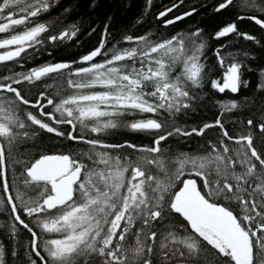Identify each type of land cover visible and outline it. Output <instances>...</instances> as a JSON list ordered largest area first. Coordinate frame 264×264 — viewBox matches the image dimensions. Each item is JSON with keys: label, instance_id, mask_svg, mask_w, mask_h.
<instances>
[{"label": "snow or ice", "instance_id": "6c2138e0", "mask_svg": "<svg viewBox=\"0 0 264 264\" xmlns=\"http://www.w3.org/2000/svg\"><path fill=\"white\" fill-rule=\"evenodd\" d=\"M146 3L150 8L152 0ZM234 3L220 0L213 10L220 13ZM240 6L255 14L238 20L248 18L264 28L259 18L264 0H242ZM53 7V0H0V63H18L27 49L44 43L50 27L41 17ZM196 11L163 22L173 25ZM79 32L71 25L48 39L63 43ZM230 34L261 43L240 32L236 22H226L214 38ZM107 37L105 24L99 45L78 63L48 62L0 77V190L5 194L0 206L11 217L0 229L13 245L9 249L0 240V264H9V257L17 264H264V150L254 146L257 138L264 144V106L258 116L227 121L238 129L232 134L224 117L250 107L248 97L215 101L218 115L212 122L180 125V115L195 111L201 99L197 90L212 72L204 30L161 39L151 33L126 35L128 47L107 48ZM226 48L215 49L223 75L210 86L239 94L250 83L245 71L252 69L232 52L222 54ZM65 73L67 87L50 95L46 81ZM38 85L43 88L30 96ZM256 90L264 92V68ZM137 114L143 118L123 119ZM120 128L144 134L148 143L104 139ZM212 128L220 137L208 140L204 153L173 152L162 144L172 137H204ZM41 132L51 134L53 144L35 145ZM28 142L34 155L17 158L19 146ZM72 144L84 147L73 150ZM9 157L13 173L20 169L23 188L35 197L19 186L15 195L10 191ZM177 217L183 222L172 223ZM21 227L30 234L26 245Z\"/></svg>", "mask_w": 264, "mask_h": 264}, {"label": "trees", "instance_id": "16d2710c", "mask_svg": "<svg viewBox=\"0 0 264 264\" xmlns=\"http://www.w3.org/2000/svg\"><path fill=\"white\" fill-rule=\"evenodd\" d=\"M220 0H184L180 4V0H152L151 7L148 8L146 0H60L55 3L50 13H45L41 17V21L49 25L50 31L43 34L44 43L36 45L35 48L27 49V52L22 54L23 59L17 58L15 61H8L0 63V77L12 75L13 72H25L31 67L39 66L40 64L48 62H71L73 60H80L82 55L87 54L94 47L99 45L102 38V33L105 24L108 25L107 48L113 45H120L128 47L129 45L124 41L126 35H145L152 34L153 39H161L171 37L179 32L187 33L194 31L196 28L204 30V39L208 40V47L206 49V63L212 68V72L206 76L204 87L197 90V95L201 98L195 106V111H189L185 115H180L178 122L180 125H187L189 128L201 125L205 122H212L218 115V108L215 101L238 99L243 100L248 97L251 101V106L246 107L240 113L237 112L233 116H226L224 120L226 127L230 134L238 131L234 129L227 121L235 119L240 116L242 119L251 118L252 115H259L258 110L264 106V92H257V84L259 82V70L264 68V28L256 24L253 20L245 18L238 20V16H251L253 13L250 9L241 7L242 0H235L234 5L227 10H222L220 13L214 12V6H217ZM179 5L173 7V5ZM71 8L70 13L65 14L64 9ZM148 8L147 13L145 9ZM172 8V11L163 18H158L161 11ZM196 8L197 11L191 16L185 17L182 20L176 21L173 25L165 26L164 20L175 19L176 16L183 15V13L191 11ZM260 19H264V15H259ZM137 20H142V23H137ZM226 22H236L240 32H246L254 35L260 40L257 45L253 41L244 39L236 34H230L228 37L214 38L215 31L224 26ZM71 25H77L80 32L77 37L70 40H65L63 43H55L48 39L49 35L56 34ZM95 29L93 32L92 29ZM4 34H0L2 37ZM221 45H227L226 49L222 50V54L232 52L245 63L252 71H245L244 78L250 81L248 88H241L239 94H231L226 90L225 93H219L215 89H211V79H221L223 69L217 64L215 49ZM2 51V50H0ZM248 52L249 57L246 59L243 52ZM97 60L100 58L97 57ZM77 65L73 64V68ZM65 74L59 77L53 76L48 79L46 83L52 85L49 89V94L53 95L57 90H62L67 87L65 81ZM22 87H31L23 85ZM43 88V85L32 87L30 96H35L37 91ZM51 106L46 109L49 110ZM27 110H32L28 108ZM148 115V114H145ZM143 118L140 114L135 117L126 116L123 119L130 121L132 119ZM220 137L218 128L207 130L204 137L192 136L190 138L172 137L166 143H163L165 148H171L173 152L177 150L184 152H198L204 153L208 150V140H216ZM257 137L259 133L257 132ZM108 143H123L125 141L135 143L138 146L148 143V139L144 134L136 133L127 128H120L111 132L104 138ZM51 134L41 132V135L36 138L34 144L41 147H48L53 144ZM68 144L67 141L64 142ZM73 150H79L83 145H69ZM231 146V145H230ZM254 146L259 150H264V144L259 142V139L254 140ZM36 148L33 147V142L21 144L18 151L15 153L17 158H30L34 155ZM8 178L10 183V191L15 195L17 187L22 191H27L29 196L35 197L36 192L26 190L23 188L21 181L23 177H19L20 169H16L14 174L12 171V157L8 158ZM5 194L0 190V199H3ZM19 204V201H17ZM23 218V217H22ZM8 221L11 222V217L7 215V210L0 206V224ZM172 223H182V218H175ZM30 239V234L22 227L20 228V240L26 245ZM0 240H3L5 245L11 249L13 246L11 241L4 235L3 230L0 229ZM9 264H17L14 258L9 257ZM39 264V262H38Z\"/></svg>", "mask_w": 264, "mask_h": 264}]
</instances>
